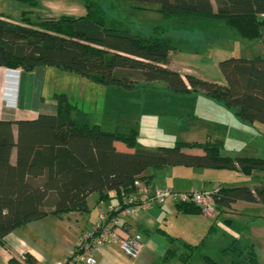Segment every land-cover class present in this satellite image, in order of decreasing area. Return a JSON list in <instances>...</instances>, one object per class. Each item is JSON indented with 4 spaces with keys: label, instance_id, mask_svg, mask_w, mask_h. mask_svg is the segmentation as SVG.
I'll return each instance as SVG.
<instances>
[{
    "label": "trees",
    "instance_id": "trees-1",
    "mask_svg": "<svg viewBox=\"0 0 264 264\" xmlns=\"http://www.w3.org/2000/svg\"><path fill=\"white\" fill-rule=\"evenodd\" d=\"M27 1L33 6L39 4V0ZM82 1L87 10L83 16H24L20 23L0 16V65L26 70L56 66L96 83L130 91L144 83L163 81L176 94L203 91L234 108L243 120L264 124L263 54L220 60L225 84L183 75L170 67L171 54L177 47L168 37L167 27L134 30L129 26L133 22L126 25V18L122 22L123 18L115 13V0ZM124 1L136 9H156L167 20H219L234 29L240 39L264 43V0H215L216 7L212 0ZM110 15L115 25H107ZM75 109L63 96L55 114L40 113L31 120L0 118L1 244L15 229L48 214L63 217L71 212H89L88 198L92 194H98L99 203L116 198L118 204H123L124 196L137 190L138 178L152 167L239 169L245 175L264 171V158L223 154L218 141L179 140L156 149L138 148L137 128L105 130L98 124L79 122L72 116ZM116 141L135 150L120 151ZM186 148L204 152L188 153ZM214 199L215 209L238 200L264 204V182L254 188L220 186ZM175 204L184 213L203 212L192 202ZM205 239L197 244L182 242L186 247L182 253L177 252L179 246L168 249L157 264H168L177 254L182 264L193 263ZM220 253L230 258L229 264H259L253 243L242 246L233 240ZM26 257L34 263L31 256ZM204 258L216 263L208 255Z\"/></svg>",
    "mask_w": 264,
    "mask_h": 264
},
{
    "label": "crops",
    "instance_id": "crops-1",
    "mask_svg": "<svg viewBox=\"0 0 264 264\" xmlns=\"http://www.w3.org/2000/svg\"><path fill=\"white\" fill-rule=\"evenodd\" d=\"M212 1L216 7L215 0ZM86 12L82 0H39L36 6L27 0H0V16L19 23L24 16L34 19L57 17L62 14L83 16ZM193 19L198 20L195 26L198 31H207L208 28L212 26L217 28L216 24L218 25L199 18ZM223 29L218 32H223ZM201 33L198 38H205L206 34ZM170 67L175 69L173 52ZM176 70L181 72L179 69ZM181 73L191 74L188 71ZM88 94H92L90 97L92 103L87 102ZM61 95L66 96L69 102L76 106L72 116L79 122L98 124L101 127L105 125L102 116L105 118L108 114V86L56 66L46 65L26 70L0 65L2 119L31 120L36 119L40 113L55 114L63 97ZM124 121L126 120L109 121L108 130L137 128L136 125L141 123V120H127L128 122L124 124ZM254 125L258 127L257 134L264 136L261 132V129L264 130V124ZM115 146L120 151L135 150L122 141H116ZM188 149L185 150L188 153L204 152L200 148ZM258 152L256 150L251 153L253 155L246 156L264 158V153ZM235 180H238V183H235ZM137 182V185H147L151 189L169 187L180 191L238 185H249L254 188L264 182V171L245 175L239 169L152 167L146 170ZM50 195L54 197L55 193L51 192ZM117 201L114 198L99 203L98 194H92L88 198L89 212H71L63 217L48 214L26 223L8 234L5 237V244L0 243V264H16L21 254L31 256L34 259L33 264H53L67 256L77 245L82 233L92 228L99 214L117 205ZM97 208L98 211L91 216L92 211ZM125 219L130 229L142 234L144 241L142 253L137 258H131L121 250L119 242L114 241L100 250L95 264H157L165 257L168 249L179 246L177 252L182 253L186 248L181 245L182 242L197 244L205 236L206 239L196 250L194 262L191 264H229L230 258L223 257L220 249L233 240H237L242 246L245 243H253L259 264H264V204L260 202L238 200L228 207L217 208L210 214L184 213L174 202H167L153 205L148 209L141 208L135 216H126ZM171 238H175L176 241H171ZM200 250L203 254L200 260H196ZM205 255L212 257L216 263L207 262ZM176 256L168 264H182Z\"/></svg>",
    "mask_w": 264,
    "mask_h": 264
},
{
    "label": "rangeland",
    "instance_id": "rangeland-1",
    "mask_svg": "<svg viewBox=\"0 0 264 264\" xmlns=\"http://www.w3.org/2000/svg\"><path fill=\"white\" fill-rule=\"evenodd\" d=\"M114 5L116 7L112 8L123 18L121 21L126 18V25L133 22V26H129L134 30L150 29L155 25L167 27L170 30L167 35L177 47L173 52V66L183 73L188 71L198 77L225 84L219 68L220 60L231 56L264 55L262 40L240 39L234 29L219 20L199 17L218 25L217 28H208V31H198L196 19L178 17L167 20L156 9H136L124 0H115ZM107 25H115L111 15ZM119 26L122 27V24ZM222 28L223 32H218ZM200 31L206 34L205 38H198L202 34ZM91 95L86 97L88 103L93 102ZM102 118L105 120L102 126L105 130H108L109 121L126 120L125 124L127 120H141L136 125L139 130L138 148L156 149L159 145H174L179 140H212L221 144V151L226 155H253L251 153L256 150L264 153V136L257 134L258 127L254 125L257 122L243 120L234 108L209 97L203 91L180 95L169 90L163 81L144 83L133 91L108 86V114ZM261 132L264 134V130L261 129ZM98 209L93 210L91 216ZM201 254L202 250L195 259L200 260Z\"/></svg>",
    "mask_w": 264,
    "mask_h": 264
},
{
    "label": "built area",
    "instance_id": "built-area-1",
    "mask_svg": "<svg viewBox=\"0 0 264 264\" xmlns=\"http://www.w3.org/2000/svg\"><path fill=\"white\" fill-rule=\"evenodd\" d=\"M136 181V185H137ZM218 188L192 189L180 191L169 187L151 189L147 185H137V190L125 195L123 204L112 206L108 211L101 212L89 231L82 233L77 245L64 258L53 264H95L97 254L106 244L117 241L121 250L131 258H137L143 251V236L130 229L126 216H135L138 211L153 205L167 202L188 203L198 205L203 212L210 214L215 211L214 194ZM26 254L18 260L21 264H31Z\"/></svg>",
    "mask_w": 264,
    "mask_h": 264
}]
</instances>
